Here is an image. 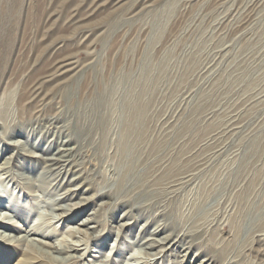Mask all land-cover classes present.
Segmentation results:
<instances>
[{"label":"rangeland","instance_id":"obj_1","mask_svg":"<svg viewBox=\"0 0 264 264\" xmlns=\"http://www.w3.org/2000/svg\"><path fill=\"white\" fill-rule=\"evenodd\" d=\"M31 80L44 83L28 113L15 96ZM0 104V132L45 147L58 124L78 146L94 198L45 229L81 244L70 227L101 209L71 264H138L160 222L183 241L151 264H264V0H0ZM44 186L0 175V212L26 229L45 221L57 194ZM129 208L139 217L118 237ZM11 251L0 246V264L22 258Z\"/></svg>","mask_w":264,"mask_h":264},{"label":"bare ground","instance_id":"obj_2","mask_svg":"<svg viewBox=\"0 0 264 264\" xmlns=\"http://www.w3.org/2000/svg\"><path fill=\"white\" fill-rule=\"evenodd\" d=\"M86 11L93 12L95 8L92 7L90 10L87 9ZM129 13L131 15L134 11L131 12L130 10ZM133 16H135V13L130 17ZM71 17L72 20L76 19L74 15ZM73 63L76 62L71 61L67 66ZM74 69V67L66 69L62 72V75H66ZM60 71V68L54 66L50 67L46 73L54 74ZM45 78L47 77L43 79ZM43 83L44 81L41 80H31L19 89L15 96V103L19 107V110H26L28 113H33L34 104L32 100L37 103L38 100L36 99L39 97L38 95L43 92ZM4 106L6 105L0 104V125H2L5 130L6 122L3 117H5L4 114L8 109L6 107L5 110ZM37 117H42V119H44L42 115H37ZM56 118L59 117L54 114L50 117V120L55 119L56 121ZM62 127L58 126V124L55 126V131L52 130V142L49 140L45 147H42L38 142L30 143L17 139L16 136L18 134L16 132H0V137L5 139L3 140L2 145L4 146H2V148L0 143V151L3 153L11 152L8 156L4 157L3 162L0 163V175H6V179L9 177L10 179H17L20 185L29 190L28 192H31L35 188L45 187L44 185L47 184L46 187L57 194V197L51 202L49 213H47L49 217L45 221L41 220L37 224L30 226L29 229L25 228L26 224H21L18 220H15L13 218L14 216L6 213H3V215L0 212V246L8 244L12 247L13 251H11V253H21L22 258H20L16 264H71L82 260L86 254L80 252L82 249L79 246L87 244V240L81 238L80 235L90 239L95 237L96 232L99 230L100 220H98V217L101 209H93L94 211L88 214L87 217L76 222L78 224L77 226L70 227L69 229V233H71L73 237H76L79 242H82L81 244H70L63 240H61L60 243H56L52 239L48 240L49 238L45 229H48L54 224L51 221L52 219L58 218L56 221H64L68 219L75 210L82 209V207L94 198V195H85L87 191H89L90 186L88 184V186L84 188L88 179L84 177L85 174L82 169L80 158L78 157V146L76 142H74V138L69 135L68 132L65 134L66 130ZM48 129L50 130L52 127ZM57 139L58 142L54 145L53 141ZM40 166L42 167V171L39 174L31 176L30 168L34 167V170H37L36 167ZM189 177V174H184L175 178L173 184L170 186V188H172L171 192L176 193L177 186L188 183L190 179H186ZM77 196L78 200L74 201V198ZM103 204L104 202L100 205L102 206ZM0 206L2 207L1 203ZM133 211L132 208L126 209L122 214L121 221L116 226H111L113 228V233H116L118 237L133 223L132 220H134V218L139 217L137 214L138 212L133 213ZM20 216L19 214L15 215V217L19 219L22 217ZM148 222L149 221L141 224L139 230L142 232L139 235L148 231ZM161 225V222L158 223L157 226L148 233L149 235L146 239L139 243L141 252L140 256L135 259L138 264H151L154 260L159 258V255L163 257L167 253L170 255L174 254V251L178 249V245L182 243L183 239L181 235L162 233L161 231L166 230H162L163 226ZM12 232H15V234ZM18 232H20V234H18ZM190 248V246H184L181 249V253L184 252L183 255L185 256L190 254ZM214 260L215 259L211 256H206L197 264H215ZM184 261V259L177 260V263L183 264ZM189 264H194V262L190 261Z\"/></svg>","mask_w":264,"mask_h":264}]
</instances>
